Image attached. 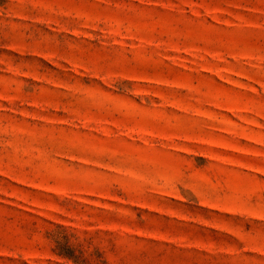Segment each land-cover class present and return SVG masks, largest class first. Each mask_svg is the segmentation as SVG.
Wrapping results in <instances>:
<instances>
[{
    "label": "rangeland",
    "instance_id": "1",
    "mask_svg": "<svg viewBox=\"0 0 264 264\" xmlns=\"http://www.w3.org/2000/svg\"><path fill=\"white\" fill-rule=\"evenodd\" d=\"M0 264H264V0H0Z\"/></svg>",
    "mask_w": 264,
    "mask_h": 264
}]
</instances>
